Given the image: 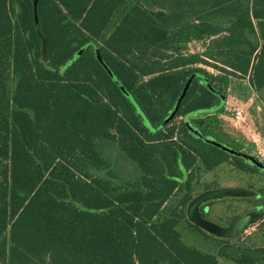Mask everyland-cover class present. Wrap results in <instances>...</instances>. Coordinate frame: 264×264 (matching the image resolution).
I'll list each match as a JSON object with an SVG mask.
<instances>
[{
    "label": "trees",
    "instance_id": "16d2710c",
    "mask_svg": "<svg viewBox=\"0 0 264 264\" xmlns=\"http://www.w3.org/2000/svg\"><path fill=\"white\" fill-rule=\"evenodd\" d=\"M33 1L0 0V264L264 262L185 213L201 171L253 166L203 138L229 77L264 89V0Z\"/></svg>",
    "mask_w": 264,
    "mask_h": 264
},
{
    "label": "rangeland",
    "instance_id": "374dc122",
    "mask_svg": "<svg viewBox=\"0 0 264 264\" xmlns=\"http://www.w3.org/2000/svg\"><path fill=\"white\" fill-rule=\"evenodd\" d=\"M200 48L199 44L190 46L192 52L199 51ZM193 67L204 68L213 75L218 74L217 70L202 64ZM177 81L174 77V85ZM227 84L224 86L226 97L234 103L233 105L242 107L247 123L246 125H235L228 117L222 115L221 127L229 141L221 139V143L229 147L239 148L240 151L254 156L264 164V89L253 90L246 78L229 77ZM230 140H235L240 144V147ZM122 170L128 174L133 172V167L127 164ZM227 186L252 189L261 195H258L259 198L255 196L244 198L226 196L221 199L210 200L204 208L202 207L205 218L223 225L232 217L244 214L255 205H259L262 212L261 218L248 225L238 236L229 238L228 244L247 247L264 246V171L252 166L250 170L244 172L235 169L229 162H223L211 171L199 173L193 182L191 197L206 189ZM186 206L187 204L185 208ZM179 229L185 243L202 251L216 252L215 241L211 238L214 236H204L202 232L188 225H181ZM218 261L220 264H234L222 256H218ZM255 264H264V262Z\"/></svg>",
    "mask_w": 264,
    "mask_h": 264
},
{
    "label": "water",
    "instance_id": "95a60500",
    "mask_svg": "<svg viewBox=\"0 0 264 264\" xmlns=\"http://www.w3.org/2000/svg\"><path fill=\"white\" fill-rule=\"evenodd\" d=\"M37 0L33 1L34 6L36 5ZM104 68L108 71L110 75H112L111 70L107 65L103 63ZM181 96L177 100L176 105L174 106L173 110L170 112L168 117L164 120V122H167L169 119L172 118L174 115ZM191 132L195 135H200L199 132L196 130L190 128ZM205 141L223 149L224 151L231 153L233 155L240 156L246 160H248L251 164L256 165L258 168H262L264 170V164L260 162L257 158L253 157L252 155L246 154L242 151L235 150L229 146H226L218 141L211 140L208 138H203ZM258 195V193L252 189H247L243 187L238 186H227V187H217L213 189H206L201 191L200 193L193 196L189 202L187 203L185 213L186 218L190 223L193 225L199 227L203 231L207 232L208 234H211L218 238H233L238 236L241 232L245 230V228L261 218L262 212L258 211H248L242 215H236L232 217L228 223L227 226L219 225L215 222H212L211 220L205 218L202 216L200 212V205L204 202L215 200V199H221L223 197H250Z\"/></svg>",
    "mask_w": 264,
    "mask_h": 264
},
{
    "label": "built area",
    "instance_id": "2783aa9c",
    "mask_svg": "<svg viewBox=\"0 0 264 264\" xmlns=\"http://www.w3.org/2000/svg\"><path fill=\"white\" fill-rule=\"evenodd\" d=\"M222 115L228 117V119L234 122L235 125L237 124L246 125L247 123L244 110L237 106H232V105L224 106L223 110L220 113V117Z\"/></svg>",
    "mask_w": 264,
    "mask_h": 264
},
{
    "label": "flooded vegetation",
    "instance_id": "af4514ba",
    "mask_svg": "<svg viewBox=\"0 0 264 264\" xmlns=\"http://www.w3.org/2000/svg\"><path fill=\"white\" fill-rule=\"evenodd\" d=\"M247 163H249L250 165H253L254 167H256L257 169H262V168H258L256 165H254V164H251L248 160H247ZM263 170V169H262ZM264 171V170H263ZM257 193H258V195H261L258 191H256ZM258 195H254L255 197H257V198H259L258 197ZM209 201H207V202H204V203H202L201 205H200V212H201V214H202V216L203 217H205V215H204V210H203V208H204V206H206V204L208 203ZM203 207V208H202ZM252 210H254V211H258V212H261V210H260V206L259 205H255L251 210H249V211H252ZM246 213V212H245ZM242 215V214H241ZM229 221L230 220H228L227 222H225V224H223L222 226H227L228 225V223H229Z\"/></svg>",
    "mask_w": 264,
    "mask_h": 264
},
{
    "label": "crops",
    "instance_id": "0c3cea01",
    "mask_svg": "<svg viewBox=\"0 0 264 264\" xmlns=\"http://www.w3.org/2000/svg\"><path fill=\"white\" fill-rule=\"evenodd\" d=\"M200 45V44H199ZM226 85H228L227 83H226ZM236 102V101H235ZM234 103H232L227 97H226V100H225V106H228V105H232V106H236V105H233ZM238 107V106H237ZM240 108H242V107H240Z\"/></svg>",
    "mask_w": 264,
    "mask_h": 264
}]
</instances>
